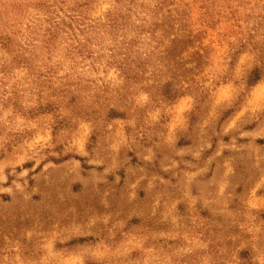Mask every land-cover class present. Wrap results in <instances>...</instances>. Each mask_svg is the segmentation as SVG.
Masks as SVG:
<instances>
[{
	"label": "rangeland",
	"instance_id": "obj_1",
	"mask_svg": "<svg viewBox=\"0 0 264 264\" xmlns=\"http://www.w3.org/2000/svg\"><path fill=\"white\" fill-rule=\"evenodd\" d=\"M0 264H264V0H0Z\"/></svg>",
	"mask_w": 264,
	"mask_h": 264
}]
</instances>
